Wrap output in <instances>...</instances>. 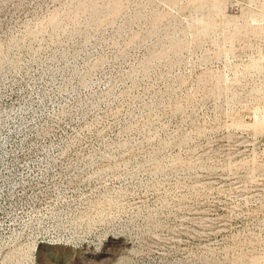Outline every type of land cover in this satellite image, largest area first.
Wrapping results in <instances>:
<instances>
[{
  "label": "rangeland",
  "instance_id": "1",
  "mask_svg": "<svg viewBox=\"0 0 264 264\" xmlns=\"http://www.w3.org/2000/svg\"><path fill=\"white\" fill-rule=\"evenodd\" d=\"M0 264H264V0H0Z\"/></svg>",
  "mask_w": 264,
  "mask_h": 264
}]
</instances>
